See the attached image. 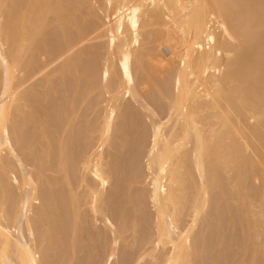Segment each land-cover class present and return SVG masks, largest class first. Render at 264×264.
<instances>
[{"label": "bare ground", "instance_id": "6f19581e", "mask_svg": "<svg viewBox=\"0 0 264 264\" xmlns=\"http://www.w3.org/2000/svg\"><path fill=\"white\" fill-rule=\"evenodd\" d=\"M92 6L96 9L91 11ZM78 15L101 21L105 45L99 81L104 99L97 138L94 147H89L92 150L85 145L87 153L81 160L82 171L93 181L84 192L86 213L95 219L101 216L105 183L101 150L113 130L115 109L127 95L140 101L132 67L139 61L144 37L173 34L180 51L167 119L161 121L148 112L150 143L145 167L153 211L152 245L165 249L152 264H193L190 238L208 205L209 183L220 188L227 184L239 229L251 242L249 261L239 264L264 260V0H0V149L5 146L16 156L12 144H19L20 137L13 128L14 112L26 120L36 116L34 134L39 142L47 140L44 120L37 116L41 112L35 110L34 102L28 103L18 86L35 73L46 76L40 60L55 52L47 32L48 18L55 23L62 44L58 74L64 76L73 67L78 77L82 52L78 46L88 38ZM90 85L87 81L85 90ZM28 105L32 110H27ZM172 116L174 122L165 131ZM16 159L21 186L14 211L15 234L8 223H0V262L44 264L28 215L33 200L38 199L36 187L27 167ZM10 172L15 178L14 169ZM63 179L71 192L68 176ZM72 193L69 196L74 200ZM53 202L54 217L63 216ZM74 210L79 214L78 208ZM21 220H25L27 236ZM232 220L233 226L236 222ZM49 223L44 226L54 248ZM114 234L110 255L117 243ZM217 239L214 244L220 247L221 239ZM13 244L16 263L8 257Z\"/></svg>", "mask_w": 264, "mask_h": 264}, {"label": "rangeland", "instance_id": "374dc122", "mask_svg": "<svg viewBox=\"0 0 264 264\" xmlns=\"http://www.w3.org/2000/svg\"><path fill=\"white\" fill-rule=\"evenodd\" d=\"M95 9L92 6L89 10ZM77 19L85 25L88 33V38L86 36L78 46L82 51L77 64L78 77H75L73 67L64 76L58 74L62 60L58 59V54L62 44L55 23L48 18L47 32L55 52L40 60L46 76L35 73L19 83L21 94L28 103L34 102L35 110L41 112L37 116L44 120L48 138L39 142L41 140L34 134L38 125L36 116L26 120L14 112L13 128L20 143L12 144L16 156L5 146L0 149V223H8L11 234H15L14 211L21 186L18 157L31 173L36 187L38 199L33 200L28 215L36 244L44 253V264H152L165 249L161 245L156 248L152 245L153 211L147 197L145 167V153L150 143L148 112L156 114L161 121L167 119V101L171 96L180 44L173 34L158 39L144 37L139 61L132 67L140 101L127 95L115 109L113 130L101 150L105 183L101 216L95 219L91 212L86 213L88 204L84 203V192L93 181L82 171L81 160L87 153L83 149L87 146L86 150H92L97 138L104 99L99 81L105 45L99 19L81 15ZM22 57L19 54V58ZM87 81L91 85L85 90ZM32 107L28 105L27 110ZM174 117L165 124V131L171 128ZM12 169L15 178L11 175ZM65 175L71 192L63 179ZM227 192V184L221 188L211 183L208 185V205L190 238L193 264L249 261L251 242L239 229V216L229 204ZM53 199L63 216L54 217ZM74 208H78L79 214H74ZM231 218L234 224L236 222L233 226L229 222ZM183 220L186 223V217ZM47 221L52 222L49 226L51 234L55 235L54 248L46 234L44 224ZM21 229L27 236L25 220H21ZM112 232H115L117 243L112 245L114 252L110 255ZM217 238L221 239L220 247L215 246ZM16 255L13 244L8 251L9 260L16 263ZM253 264H264V260L258 258Z\"/></svg>", "mask_w": 264, "mask_h": 264}]
</instances>
